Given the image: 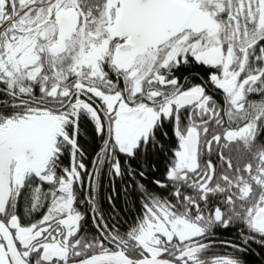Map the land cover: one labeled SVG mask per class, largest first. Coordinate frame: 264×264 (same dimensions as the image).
<instances>
[{"label": "snow or ice", "instance_id": "1", "mask_svg": "<svg viewBox=\"0 0 264 264\" xmlns=\"http://www.w3.org/2000/svg\"><path fill=\"white\" fill-rule=\"evenodd\" d=\"M106 161L133 181H113L112 216ZM153 169L167 195L136 179ZM138 192L120 227L115 201ZM233 224L234 251L208 254ZM249 241L264 244V0H0V264H243Z\"/></svg>", "mask_w": 264, "mask_h": 264}, {"label": "flooded vegetation", "instance_id": "2", "mask_svg": "<svg viewBox=\"0 0 264 264\" xmlns=\"http://www.w3.org/2000/svg\"><path fill=\"white\" fill-rule=\"evenodd\" d=\"M87 128L91 131L92 135H88L87 133ZM93 132H94V124L90 118V116L87 113H83L81 115V126L79 129V140L80 138H83L85 140H89L90 138H93ZM99 145V140L97 139ZM89 152H92V150H89ZM97 152H92V156L97 155ZM86 159H88L91 162V157L86 156ZM133 163V166H135V162ZM109 168L110 164L106 161L105 165L102 169L101 172V177L100 181L98 184V209L99 211L106 215V216H112L107 214L108 212V207L106 206L107 200L105 194V186L108 184H111L113 187V181L115 182V185L117 186L118 184H124L126 181L132 182L130 186H132L133 181L131 178L128 177L127 172L124 173L122 176L118 177H112L109 175ZM137 179V178H136ZM141 183V182H140ZM152 183V181H151ZM153 184V183H152ZM147 185V184H146ZM144 185L145 190L148 188V191L151 192H156L155 188L158 189L156 185L155 188L150 187L149 185ZM160 193L156 192L157 194L161 195H167L166 192H163L162 190L158 189ZM142 194L143 193H139ZM141 199V196L138 199V206H139V201ZM110 204V203H108ZM111 206V204H110ZM138 214V212L135 214V216ZM134 216V217H135ZM116 217H114L115 219ZM214 235L208 237L211 241H213V246L209 250L208 254H225L229 251H234V249H231L229 247V244L226 242H232L233 244L240 243V231H239V226L238 225H230L227 228H221L217 226L215 229H213ZM245 250L243 252H237L236 254L240 257V259L243 261V264H264V244H258L255 241H249L247 245L244 246ZM254 256V257H253Z\"/></svg>", "mask_w": 264, "mask_h": 264}, {"label": "trees", "instance_id": "3", "mask_svg": "<svg viewBox=\"0 0 264 264\" xmlns=\"http://www.w3.org/2000/svg\"><path fill=\"white\" fill-rule=\"evenodd\" d=\"M87 133H88V135H92V133L89 130V128H87ZM80 142L82 144H84L89 150H92L93 138L92 139L90 138L89 140H85L83 138H80ZM95 143L97 144L98 141L96 140ZM158 175H160V173L157 172L155 169H153L150 172H146L144 177H142V178L137 177V179L141 183H143L144 185L147 184L150 187L155 188V186L151 183V181H152L153 178L157 177ZM125 183H127V185L130 186V184L132 182L126 181ZM125 183L124 184H118L116 187L117 188H122L125 185ZM104 190H105L104 196H107L108 194H111V192H112L111 184L107 183V185L105 186ZM146 190L148 191V188ZM155 190H156V192L160 193V191L157 188H155ZM140 196L142 197V194L139 195L137 193L135 196L129 197V199L131 201H133L131 204H127L125 202V198H124L123 194H121L119 200L115 201V203L118 205V207L115 209V213L117 214L115 219L118 221L120 227H126V224L128 222H131L132 219L134 218L135 214L138 212V199H139ZM104 203L108 207V209H107L108 213L107 214L113 215L112 206H110V204H108L106 202H104Z\"/></svg>", "mask_w": 264, "mask_h": 264}]
</instances>
